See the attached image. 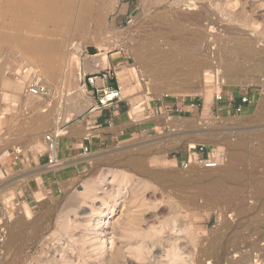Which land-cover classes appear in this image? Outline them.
<instances>
[{
	"label": "rangeland",
	"instance_id": "1",
	"mask_svg": "<svg viewBox=\"0 0 264 264\" xmlns=\"http://www.w3.org/2000/svg\"><path fill=\"white\" fill-rule=\"evenodd\" d=\"M10 1L0 0V166L16 157L17 148L23 149L30 143L33 144L31 148L26 149L19 158L33 155L47 158L42 142L54 128L56 117L61 114L60 117L65 118L75 114L73 120L66 123L64 119L61 123L64 129L70 131L69 127L87 116L93 93L91 89L83 90L90 105L79 98L82 94L80 73H105L115 80H118V73L124 74L128 82L123 87L119 84L121 98L129 105L131 124L136 130L114 145L99 147L94 151L92 163L85 165L70 186L53 200H44L41 207L33 208V212L30 210L31 215H18L25 199L17 198L16 186L10 187L14 180L23 177L21 173L12 176L0 174V190L7 188L0 198V219L9 231L7 239L3 232L0 233V238L4 237L8 242L0 264H11L15 258L17 264H195L188 256L187 248L190 251L209 249L218 244L220 237V244L243 247L264 234V119L258 118L262 87L257 84L219 85L214 69L189 74L188 65L183 63L169 77L162 79L139 69L132 58L133 48L142 44L156 30L165 29L171 23L192 27L194 21L187 23L183 20L193 17L195 12H203L211 17L216 23L215 36L222 42L232 45L242 43L246 47L253 44L256 50L264 51V0H95L93 11L90 9L88 14L74 11L60 13V16L59 11L45 14L37 10L31 11L32 15L26 10V13L21 12V15H25L20 21H16L17 17L12 13L11 5L15 0ZM40 1L35 0V5L39 6L37 4ZM65 2L67 4L70 0ZM39 4L44 5L41 2ZM95 5L98 8H93ZM56 13L59 17H56ZM184 13L186 16H183ZM43 14L47 17L50 15L49 19L52 20L45 22ZM28 15H32L31 19L30 16L27 18ZM26 24L29 28H26ZM39 30L42 32L41 38ZM44 31L46 36H43ZM70 32H74L72 38ZM22 33L24 36H20ZM43 39L48 40L46 42ZM71 39L74 45L85 46L83 52L77 53L70 48ZM117 44L121 48H114ZM211 44L205 47L203 55L215 52V45ZM100 46L103 48L102 53L106 52L109 56V69H104L93 58ZM17 54L22 61L14 57ZM263 56H258L261 60L257 57H237L245 67V71L237 78L247 82L263 75ZM21 65L39 71L40 78L52 90L48 99L30 100L25 97L24 88L20 91L11 88V84L16 82L12 72ZM206 74L209 75L206 77ZM238 88H248L258 94L254 111L245 116L218 118L213 100L215 93L219 89L234 92ZM208 90L212 91L213 97L206 110L205 94ZM160 91L162 94H158ZM75 98H79V101H75ZM196 101L201 104L200 109L189 110L188 105ZM80 103L83 104L81 108ZM133 106L143 110L142 118H134ZM166 117L171 118V125L165 120ZM225 142L232 145V153L235 154L230 167L240 176L238 181H229L227 186L246 189L240 195L245 199L247 197L248 202L250 199L248 207H258L256 213L240 216L239 205H236L238 203L235 200L231 203L226 197L215 198L213 181L202 176L206 169L193 166V169L184 171L178 162L180 156L195 146H206L226 158L229 150ZM143 171L150 174L145 176ZM156 173L159 178L152 177ZM256 187L258 190H254ZM247 191L252 198L246 194ZM16 202L19 206H15ZM108 207L113 208L114 213L111 215V224L104 228L105 235L103 230H92V223ZM20 220L23 221L22 228L15 229ZM222 223L232 225L230 232L226 228L221 229ZM263 245L261 243V247ZM113 255H117V259L113 260Z\"/></svg>",
	"mask_w": 264,
	"mask_h": 264
},
{
	"label": "bare ground",
	"instance_id": "2",
	"mask_svg": "<svg viewBox=\"0 0 264 264\" xmlns=\"http://www.w3.org/2000/svg\"><path fill=\"white\" fill-rule=\"evenodd\" d=\"M9 1V0H8ZM39 1V0H37ZM10 2H13L10 1ZM43 3L44 5L40 6L39 3ZM36 6L35 5V0H15L13 2L12 9L15 15H16V21L17 19H19V21L21 19H23V13H26V10L29 11L30 13H32L31 11H37L39 10L42 11L41 13H45L47 14L50 13L52 14L53 12H57L59 11V15L61 13V15L63 13H67V12H74V11H79L80 13H84L86 12V14H88L87 12L92 9V5L94 4L93 2H95V0H70L69 3L66 4L65 0H41ZM104 2V0H103ZM184 2V1H183ZM65 3V4H64ZM182 3V1H181ZM179 4V3H178ZM185 3H183V6ZM192 4V3H191ZM9 6V4H8ZM97 5L93 6V8H98L96 7ZM99 6V5H98ZM190 6V5H189ZM10 7V6H9ZM39 7H41L39 9ZM180 7V6H179ZM103 8V7H102ZM8 9V8H7ZM11 9V7H10ZM9 9V10H10ZM90 10V11H91ZM98 10V9H97ZM94 10V11H97ZM104 10V9H103ZM192 10V9H191ZM12 11V10H11ZM102 11V9H101ZM189 11V10H188ZM21 12H23L21 15ZM28 12V13H29ZM104 12V11H103ZM200 12V11H199ZM10 13V12H9ZM12 13H10L12 15ZM29 13V14H30ZM37 13V12H36ZM41 13H39L41 15ZM58 13V12H57ZM56 13V14H57ZM90 13V12H89ZM186 13V12H185ZM185 13L183 14V16H186ZM191 13V12H190ZM196 14L193 15V17L189 18L188 20L183 18L181 20L186 21L187 23H189L188 21L192 20L194 21V25L192 27H189L187 25H181V24H177V23H171L169 24L165 29H159L156 30L155 33H153L152 35H150L147 39H145V41L138 45L137 47L133 48V53H132V58L134 60V64L141 70L149 72V73H153L155 76H158L160 78H167L169 77V75H171L173 73V71L175 70V68L183 63V64H187L189 69L187 71H189V74H197L198 72L205 70V69H214L217 77L219 79V85H224V86H236V85H249V84H257L259 86L262 87L263 92H262V96L261 99L259 101V108H258V118L263 120L264 119V74L261 75L257 80L253 81V80H248L247 82H242L241 80H239V78H237L242 72L245 71V67L243 66V64L241 62H239V60H237V57L242 56L246 59H252L254 57L259 58L261 55L264 54V51H258L254 48L253 44L249 47H246L244 44L242 43H236V44H230L229 42H222L221 39H219L218 36L216 35V27H215V22L213 20H211V17L207 14H198V12H195ZM13 14V15H14ZM38 14V13H37ZM37 14H35L36 16H38ZM69 14V13H68ZM86 14H83L85 16H87ZM92 14V13H91ZM90 14V15H91ZM104 14V13H103ZM178 14V13H177ZM180 14V13H179ZM27 15V14H26ZM32 15H34L32 13ZM32 15H28L27 18L31 19ZM54 15V14H53ZM60 15V16H61ZM75 14H73L74 16ZM95 15V14H94ZM92 14V16H94ZM182 15V14H181ZM192 15V14H190ZM189 15V16H190ZM35 16V17H36ZM42 16V15H41ZM39 16V17H41ZM58 16V14L56 15V17ZM68 16V15H67ZM72 16V17H73ZM78 16V15H77ZM102 16V15H101ZM182 16V17H183ZM15 17V16H14ZM25 17V16H24ZM43 17H45V22L46 20L49 19L50 15L47 17V15L43 14ZM55 16H53L54 18ZM59 17V16H58ZM70 18H72L71 16H69ZM96 17V15H95ZM103 17V16H102ZM26 18V19H27ZM37 18V17H36ZM42 18V17H41ZM51 18V17H50ZM82 18V17H81ZM80 18V19H81ZM90 18V17H89ZM163 18V17H162ZM187 18V17H186ZM14 18H12L11 20L13 21ZM25 19V18H24ZM27 19V20H30ZM33 19V18H32ZM62 19V18H61ZM60 18L58 20H61ZM87 19V17H86ZM176 19V18H175ZM179 19V18H178ZM215 19V18H214ZM35 20V19H33ZM37 20V19H36ZM39 20V19H38ZM52 19H49L48 21H50ZM57 20V19H56ZM55 20V21H56ZM57 20V21H58ZM77 20V19H76ZM101 20H103L101 18ZM218 20V19H216ZM15 21V19H14ZM24 22L26 20H23ZM42 21V19H40V22ZM54 21V20H53ZM64 21V20H63ZM68 21V20H65ZM64 21V22H65ZM75 21V20H73ZM78 21V20H77ZM88 21V19L86 20ZM94 21V20H93ZM28 22V21H27ZM25 22V23H27ZM37 22V21H36ZM44 22V21H43ZM59 22V21H58ZM69 22V21H68ZM91 23V21H89ZM15 23V22H14ZM18 23V22H17ZM16 23V24H17ZM22 23V21L20 22ZM19 23V24H20ZM49 23V22H47ZM46 23V24H47ZM75 23V22H74ZM86 23V22H85ZM88 23V24H90ZM217 25H220L219 22H217ZM15 24V27H17ZM18 24V25H19ZM31 24V22H30ZM29 24V25H30ZM33 24V22H32ZM38 24V23H37ZM44 24V23H43ZM59 24V23H58ZM57 24V26H58ZM62 24V22H61ZM68 25V23H65V25ZM71 24V23H69ZM77 24V23H76ZM76 24H72V25H76ZM79 24V22H78ZM94 24V23H92ZM13 25V24H12ZM70 25V27L72 26ZM86 25V24H85ZM192 25V24H191ZM24 24H23V28H24ZM37 26V25H36ZM55 26V25H54ZM63 26V25H62ZM80 26V25H79ZM95 26V24H94ZM28 27V25L26 24V28ZM35 27V26H34ZM59 27H61L59 25ZM67 27V26H65ZM147 27V26H146ZM13 28V27H12ZM19 28V27H17ZM15 28V29H17ZM29 28V27H28ZM38 28V27H37ZM56 28V27H54ZM75 28V27H74ZM78 28V27H77ZM76 28V29H77ZM81 28V27H80ZM90 28V27H88ZM14 29V28H13ZM32 29V28H31ZM158 29V27H157ZM19 30V29H18ZM21 30V29H20ZM26 30V29H25ZM24 30V33H25ZM37 30V29H36ZM56 30L58 31L59 29L56 28ZM55 30V31H56ZM63 31V29H61ZM27 31V30H26ZM34 31V30H33ZM40 31V30H39ZM65 31V30H64ZM73 31V30H72ZM145 31V30H144ZM155 31V30H154ZM23 32V30H22ZM29 32V30H28ZM36 32V31H35ZM67 32V31H65ZM38 33V32H37ZM40 34L42 33L41 31L39 32ZM49 33V32H48ZM61 33V31H60ZM69 33V32H68ZM66 33V34H68ZM72 33V34H71ZM47 34V33H46ZM51 34V33H50ZM56 34V33H55ZM62 34V33H61ZM60 34V35H61ZM64 34V33H63ZM74 32H70L71 38L73 36ZM135 34V33H134ZM23 33L20 35L22 36ZM37 35V34H36ZM45 35V31L43 36ZM59 35V36H60ZM69 35V36H70ZM24 36V35H23ZM34 36V35H33ZM40 36V35H38ZM46 36V35H45ZM49 36V35H48ZM52 36V35H51ZM58 36V34H57ZM66 36V35H65ZM19 37V35H18ZM42 37V34L40 36V38ZM137 37V36H136ZM39 41L42 42V40ZM44 38V37H43ZM49 38V37H48ZM60 38H62L60 36ZM134 38V37H133ZM21 39V38H20ZM24 39V38H23ZM30 39V38H29ZM32 39V38H31ZM34 39V37H33ZM32 39V41H33ZM36 39V38H35ZM54 39V38H52ZM58 38H56L57 40ZM66 39V38H65ZM75 39V38H74ZM223 39V38H222ZM45 39H43L44 41ZM48 40V39H46ZM45 40V41H46ZM69 40V38H68ZM30 41V40H29ZM51 41V39H50ZM63 41V40H62ZM66 41V40H65ZM64 41V42H65ZM47 42V41H46ZM53 42V41H52ZM72 39L70 41V48L74 49L75 52L80 53L83 52L84 47L81 46V44L79 46L74 45V42ZM31 44V41L29 42ZM36 43V42H33ZM45 43V42H44ZM43 43V44H44ZM57 43V42H56ZM55 43V44H56ZM118 43V42H117ZM213 43L215 45V48H213V52H208L207 55H203L204 49L207 45ZM37 44H40L37 42ZM46 44V43H45ZM34 45V44H33ZM31 45V46H33ZM36 45V44H35ZM47 45V44H46ZM50 45V44H49ZM52 45V44H51ZM58 45V43H57ZM56 45V46H57ZM61 45V44H60ZM63 45V44H62ZM66 46V44H64ZM212 45V44H211ZM38 46V45H37ZM64 46V47H65ZM116 47L114 48H121V45H115ZM135 46V45H134ZM36 47V46H35ZM34 47V48H35ZM39 47V46H38ZM43 47V46H42ZM50 47V46H48ZM62 48V46H60ZM125 47V46H124ZM31 48V47H30ZM54 48V47H53ZM58 48V46H57ZM100 49L98 50V54L94 55L93 58L96 62H99L101 64L102 67H104V69H109L110 66V60H109V56L106 55L103 52V48L102 46L99 47ZM131 48V47H130ZM29 49V48H28ZM32 49V48H31ZM38 49V48H37ZM44 49V48H43ZM50 49V48H49ZM66 49V47H65ZM212 49V48H211ZM41 50V49H40ZM55 50V49H54ZM60 50V48H59ZM33 50H31L30 52H32ZM38 51V50H37ZM46 51V50H45ZM49 51V50H48ZM52 51V50H50ZM58 51V50H56ZM108 51V50H107ZM39 52V51H38ZM44 52V50L42 51ZM48 53V52H47ZM33 54V53H32ZM39 54V53H38ZM37 54V55H38ZM43 54V53H42ZM52 54V53H51ZM55 54H57V52H55ZM34 55V54H33ZM36 55V56H37ZM40 55V54H39ZM46 56V54L44 55ZM43 56V57H44ZM53 56V55H52ZM259 56V57H258ZM47 57V56H46ZM49 57V56H48ZM55 57V56H53ZM98 57V58H97ZM264 57V56H263ZM40 59V58H39ZM50 59V58H49ZM260 59V58H259ZM44 60V58H43ZM261 60V59H260ZM47 61V60H46ZM80 63V62H79ZM81 65V64H80ZM181 68V67H180ZM111 70H109L110 72ZM182 72H185L182 70ZM186 74V72H185ZM183 75V74H182ZM209 74H206V77ZM211 75V74H210ZM212 76V75H211ZM118 77V81L121 84V86L123 87L124 85L127 84V79L125 78L123 73H118L117 74ZM188 78V76H187ZM216 78V77H215ZM207 80V78H206ZM165 81V80H164ZM164 84V83H163ZM177 86V85H176ZM217 86V85H216ZM223 86V87H224ZM11 88L15 89L16 91H20L21 88H23V86L17 82L12 83L11 84ZM159 89V88H157ZM80 91H82V94H80L81 101H83V103H88L87 99L85 98L86 96L84 95L83 89L82 87H80ZM158 94H162V91L158 92ZM72 94H69V96ZM11 96V95H10ZM14 96V95H13ZM206 97V110L208 109V105L211 102V99L213 97V93L211 90H208L205 94ZM79 98H75V101H79ZM28 99H35V98H28ZM28 100V101H30ZM87 105V104H86ZM80 108L81 106H83L82 103L79 104ZM141 107V106H140ZM211 108V107H210ZM132 114L134 116V118H142V116H144L143 114V110H141L139 107L137 106H133L132 108ZM142 114V115H140ZM60 115H58L55 119V125L54 128L51 130V133H58L61 136H66L71 134L70 131H67L66 129H62L63 126H61L62 121L65 119L66 123L73 120L75 118V114L74 115H70L69 117H65V118H61ZM46 118V116H45ZM44 119V118H43ZM48 120H51L48 118ZM170 125H171V118L166 117L165 119ZM51 123V122H50ZM48 122V124H50ZM175 123V122H174ZM176 124V123H175ZM19 131V130H18ZM86 137L91 136V133L87 132L84 133ZM83 135V134H81ZM260 137V136H259ZM261 138V137H260ZM263 141V140H262ZM56 143H58V140H55ZM43 146L46 149V143L45 141L42 142ZM264 144V143H262ZM31 145L33 144H28V146H25L22 148H17L18 153H24V151L26 149L31 148ZM58 145V144H57ZM178 145V144H177ZM224 145L226 146V148H228L229 153L227 155L226 158H224L223 164L220 168L216 169V170H205L202 176L205 179H211L212 182V186H213V191L216 194L215 198L219 197H226V199L228 198V200H231L230 202L232 203L234 200L236 203L238 208H239V214L240 216H244L246 214H251V213H256L258 211V207H248L247 206V197L246 199L243 198L240 193L241 191H245L244 189L242 190L241 186V190L240 189H232V188H228L227 183L229 181L232 180H236L238 181L240 176H238L236 174V172H234L235 170L233 169V167H230V162L233 159L232 157L235 156L234 153H232V145L228 142H225ZM19 147V146H18ZM58 147L55 148L54 150V155L56 156L58 154ZM176 149V148H175ZM223 149V148H221ZM235 149V148H234ZM162 151V150H161ZM235 151V150H234ZM164 152V151H162ZM166 153V152H165ZM222 155V154H221ZM96 158V157H95ZM90 163H92V161L94 160V158L91 156L87 159ZM144 161V160H143ZM142 163V162H141ZM140 163V164H141ZM64 165V164H63ZM142 165V164H141ZM126 166V165H125ZM145 166V165H143ZM124 167V166H123ZM141 168V166H140ZM59 169V168H57ZM55 169V170H57ZM193 169V168H192ZM46 170H49L48 168ZM140 170V169H139ZM39 171V170H38ZM43 171V170H42ZM45 171V170H44ZM51 171V170H49ZM194 171V170H193ZM148 171H143L142 173L146 175H149L150 173H147ZM139 173V172H138ZM33 174V173H32ZM142 176V175H141ZM159 174H152V177H158ZM38 180H40V175H37ZM144 177V176H143ZM22 178L23 177H19L17 180H14L11 184L10 187H17V185L22 182ZM149 178V177H148ZM159 178V177H158ZM243 178V177H242ZM241 178V179H242ZM25 181V180H24ZM19 186V185H18ZM257 186V185H256ZM239 188V187H238ZM261 188V187H260ZM259 188V189H260ZM254 190H258L257 187ZM253 190V191H254ZM263 190V189H262ZM5 191H7V188L0 190V198L2 197V195L5 194ZM248 192V191H247ZM261 192V191H260ZM244 193V192H242ZM241 193V194H242ZM262 193V192H261ZM264 193V192H263ZM246 194H249L246 193ZM245 194V195H246ZM251 194V193H250ZM249 194V195H250ZM254 194L255 191H254ZM253 193V197L255 196ZM244 195V194H243ZM244 195V196H245ZM249 195L248 198H249ZM257 195V194H256ZM260 195V194H259ZM251 196V195H250ZM262 196H264V194H262ZM261 196V198H262ZM5 198V196H3ZM38 198H42L41 200L44 201L46 200L45 198H43L42 194L38 195ZM252 198V196H251ZM264 198V197H263ZM9 199V197L7 198V200ZM225 199V200H226ZM257 199V198H256ZM260 199V198H259ZM6 200V201H7ZM218 200V198H217ZM262 200V199H261ZM260 200V201H261ZM257 201V200H255ZM259 201V202H260ZM226 202V201H225ZM229 202V204H230ZM250 202V199H249ZM248 202V203H249ZM264 202V199H263ZM252 203V202H251ZM227 204V203H226ZM257 205V204H256ZM15 206H19V203H15ZM259 206H261V203H259ZM264 206V203L263 205ZM263 209V208H262ZM261 210V208H260ZM263 211V210H262ZM8 213V212H7ZM114 213L113 208H107L105 211H102L101 216H99L98 219L93 220L92 223V230H103V234L106 235V231L104 230L105 227H107L108 225L111 224V215ZM9 214L11 215V212L9 211ZM27 215L30 214V209L28 207L27 204L23 205L22 211L18 213V215ZM220 214V212H219ZM31 215V214H30ZM224 215V214H223ZM257 215V214H256ZM225 217V216H224ZM259 217V215H258ZM18 219H21L19 216H17ZM28 218V217H27ZM23 219V218H22ZM240 219V218H239ZM261 220V218H260ZM257 221V219L255 220ZM25 222V221H24ZM244 222V221H243ZM256 223V222H255ZM241 225V224H240ZM239 225V226H240ZM260 225V224H259ZM263 225V224H262ZM13 226V225H12ZM23 226V221H18L15 225V229L19 228ZM26 226V225H25ZM69 226V224L67 225ZM66 226V228H67ZM22 228V227H21ZM63 228V227H62ZM226 228V231L232 229V225L227 224V223H222L221 224V229ZM14 229V230H15ZM65 229V227H64ZM68 229V228H67ZM240 230V229H239ZM4 233L5 234V238L7 239V234L9 231H7V225L2 221V219H0V233ZM17 232H19L17 230ZM11 233V231H10ZM239 233V232H238ZM15 234V233H14ZM13 234V235H14ZM227 234V233H226ZM12 235V236H13ZM16 235V234H15ZM222 235V233H221ZM225 235V234H224ZM234 235V234H233ZM232 235V236H233ZM105 237V236H104ZM239 237V236H238ZM246 237V236H245ZM226 238V237H225ZM241 238V237H239ZM247 238V237H246ZM250 238V237H249ZM169 239V238H168ZM171 239V238H170ZM196 239V238H195ZM224 239V238H223ZM222 239V240H223ZM227 239V238H226ZM251 239V238H250ZM15 240V239H14ZM173 240V239H172ZM178 240V239H176ZM242 240V239H241ZM17 241V239H16ZM201 241V240H200ZM221 241V237L219 238L218 244L212 245L209 247V249H205V250H200V251H190L187 248L188 251V256L190 255V257L192 258V261L195 264H263L264 263V245L263 247H261V243H264V234L259 235L258 239L256 241H252V243H248L247 245H244L243 247L239 246V245H232V244H220ZM249 241V240H248ZM242 242V241H241ZM241 242L239 244H241ZM14 243V241H13ZM16 243V242H15ZM18 243V241H17ZM196 243V242H195ZM204 243V242H203ZM212 243V242H211ZM243 243V242H242ZM246 243V242H244ZM243 243V244H244ZM21 244V243H19ZM197 245V244H196ZM229 245V246H228ZM14 246V245H13ZM8 247V242H6V240H3V244L1 247V252H2V256L4 257L5 255V249H7ZM19 247V246H18ZM201 247V246H200ZM204 247V246H203ZM24 248V247H23ZM23 248L21 249V251L23 250ZM16 250V248H15ZM66 252V251H65ZM14 253V252H13ZM20 253V252H19ZM64 253V252H63ZM15 255V254H14ZM22 255V254H21ZM68 255V254H67ZM18 256V255H17ZM74 256V255H73ZM64 257V256H62ZM72 257V256H71ZM196 257L197 260H195L194 258ZM20 258V257H19ZM70 258V257H69ZM67 257V259H69ZM74 258V257H73ZM113 260L117 259V255H113L112 256ZM150 258H153L150 256ZM149 258V259H150ZM75 259V258H74ZM147 258V260H149ZM12 260V259H11ZM153 260V259H152ZM150 260V262L152 261ZM16 261V258H15ZM14 260L12 262H15ZM18 261V260H17ZM74 261V260H72ZM71 261V263H72ZM10 262L11 264H14ZM21 262V261H20ZM108 262V261H107ZM16 263V262H15ZM22 263V262H21ZM47 263V262H46ZM56 263V262H55ZM17 264V263H16ZM48 264V263H47ZM65 264V263H64ZM70 264V263H68ZM130 264V263H129Z\"/></svg>",
	"mask_w": 264,
	"mask_h": 264
},
{
	"label": "crops",
	"instance_id": "3",
	"mask_svg": "<svg viewBox=\"0 0 264 264\" xmlns=\"http://www.w3.org/2000/svg\"><path fill=\"white\" fill-rule=\"evenodd\" d=\"M117 82L119 83L118 80H115L108 85L116 86ZM99 98V95L94 96V94L92 98L90 97L91 106L87 116L69 127L71 133L69 136L61 138L58 149V158L64 164L61 168L55 171L46 170L48 160L46 156L43 158V155L21 156L18 161L12 158L1 163L0 174L12 176L21 173L20 175L23 176L22 182L16 187V195L18 199H25L24 203L28 205L31 212H33V208L41 207L44 202L41 200L42 198H38L39 194H42L43 198L48 201L62 194L76 175L89 163L87 159L99 147L114 145L135 132L136 128L131 124L128 111L129 105L124 101V98L115 101L108 107L90 112V109L97 105ZM87 132L91 133V136L85 140L84 133ZM85 148H89L87 154H84ZM37 175H40V180Z\"/></svg>",
	"mask_w": 264,
	"mask_h": 264
},
{
	"label": "built area",
	"instance_id": "4",
	"mask_svg": "<svg viewBox=\"0 0 264 264\" xmlns=\"http://www.w3.org/2000/svg\"><path fill=\"white\" fill-rule=\"evenodd\" d=\"M16 59L21 60L19 54L14 55ZM14 58V59H15ZM12 78L24 88V94L26 98H40L48 99L52 95V90L50 87L40 78L39 71L28 65H21L18 69L12 72ZM114 79L109 74L99 73L98 75H87L85 73H80V84L82 89L85 91H91L94 96H100L98 103L95 107L90 109V112L96 109H101L112 105L115 101L121 99V87L119 83L115 87L109 86L108 81ZM99 82L101 84L99 85ZM258 94L253 92L248 88H238L234 92H226L219 89L214 95L215 110L217 112L218 118L220 116L237 115L245 116L252 113L258 104ZM2 104L0 102V114ZM201 104L198 101L188 105V109L193 111H198ZM1 118V116H0ZM64 129V127H62ZM64 136L58 133H50L45 136L44 141L46 143V151L48 164L47 167L51 171H55L57 168L62 167V161L59 160L58 154L55 156L54 150L56 147L59 148V142ZM86 137L85 140H88ZM58 140V143L55 142ZM58 144V145H57ZM89 152V148L84 149V154ZM22 153L16 151L15 160H19V156ZM178 161V160H177ZM224 157L221 153L214 151L206 146H195L189 148L188 151L180 156L179 163L184 171L190 170L193 166H197L201 169L206 170H216L220 168L223 164ZM4 237L0 238V247L3 243ZM2 259V252L0 249V260Z\"/></svg>",
	"mask_w": 264,
	"mask_h": 264
},
{
	"label": "trees",
	"instance_id": "5",
	"mask_svg": "<svg viewBox=\"0 0 264 264\" xmlns=\"http://www.w3.org/2000/svg\"><path fill=\"white\" fill-rule=\"evenodd\" d=\"M112 82H115V80H111V83H112ZM111 86L115 87V85H111Z\"/></svg>",
	"mask_w": 264,
	"mask_h": 264
}]
</instances>
